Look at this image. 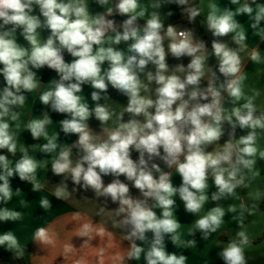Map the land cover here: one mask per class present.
I'll return each mask as SVG.
<instances>
[{"label": "clouds", "instance_id": "9594fccd", "mask_svg": "<svg viewBox=\"0 0 264 264\" xmlns=\"http://www.w3.org/2000/svg\"><path fill=\"white\" fill-rule=\"evenodd\" d=\"M173 5L189 24L204 16L210 48L191 28L166 24ZM260 44L259 0H0V222L24 219L7 206L14 197L28 206L13 180L40 193L57 177L56 200L78 193L99 201L96 214L127 242L119 264H189L185 252L201 241H214L222 264H249L264 204ZM45 69L55 74L46 83ZM34 93L38 115L37 102L25 112ZM38 204L52 208L48 196ZM181 205L195 217L186 233ZM56 235L38 227L32 242L54 245ZM105 235L113 233L91 220L76 230L81 248ZM0 247L17 259L26 251L11 230ZM74 251L64 244L65 257Z\"/></svg>", "mask_w": 264, "mask_h": 264}, {"label": "crops", "instance_id": "0c3cea01", "mask_svg": "<svg viewBox=\"0 0 264 264\" xmlns=\"http://www.w3.org/2000/svg\"><path fill=\"white\" fill-rule=\"evenodd\" d=\"M147 2V0H144ZM199 2V0H198ZM221 5L227 3V0H218ZM259 2H264V0H259ZM176 11V15L179 13V10L175 8V6H169ZM166 10V9H165ZM206 14V13H205ZM175 15V16H176ZM173 16L172 18H174ZM170 18V19H172ZM170 19H167L169 21ZM204 16H201V27L204 35L208 38L209 43L208 47L210 48L211 42V34L205 31V28L202 26V21ZM242 20H246V17L241 18ZM174 25L188 27L187 24L183 22L176 23ZM247 28L248 25L245 24ZM22 42V39H21ZM249 47H253L255 43H257V38L251 36V30L249 29ZM262 50H264V44H260ZM264 55V51L261 53ZM66 59H70V57H66ZM170 63H176L170 59ZM215 64V60L211 61V65ZM247 70L249 72L255 71V66L248 63ZM43 74H44V70ZM55 74L51 72L46 78H43V81L46 83L51 77ZM0 82H2V77H0ZM260 84L264 87V76L260 79ZM85 93H90V89L85 88ZM90 98V97H89ZM264 100V97H262ZM38 101V93L32 94V98L28 101V105L25 109L27 113L33 103ZM41 105L37 102L34 114L38 115L41 109ZM63 117L53 114L54 122L56 120L62 119ZM25 121L28 119V116H24ZM95 122H93V127H95ZM55 127V125H53ZM24 139L26 143L31 144L34 143L32 141L30 135L28 133H24ZM71 140H75V137H71ZM42 143L43 141H39ZM223 143V141H221ZM264 143V141H262ZM260 166L264 168V162L260 163ZM41 176H44V173H41ZM48 176H51L49 171ZM262 178H264V171H262ZM59 178L51 177V182L48 184L45 191L40 193H32L30 191V185L22 183L17 179L13 180V187H20L25 193L24 199L28 202L27 207H21L19 204V200L21 197H14L13 201H11L7 206L10 208H15L18 211L24 213V219L18 222H0V234H3L6 231H13L17 237L19 238L21 244L26 245V251L24 254V258L26 259L28 264H75L76 260L83 259L84 264H99L100 256L98 255L100 249H104V264H119L118 261L114 260L118 254H121L127 248V242L121 240V236L118 230L113 229L111 227L110 221L106 215L98 216L96 213L99 209V201L92 198L89 194L87 198L85 196L80 195L78 193L73 194V197L69 201H59L56 200L51 195V190L54 187V184L58 182ZM174 182L179 183V178L174 177ZM261 187H264V179H262ZM135 191V190H134ZM41 196H48L50 201L52 202V208L47 212L39 208V198ZM238 201H228L226 203ZM212 205H209V207ZM115 207V205H112ZM77 213H79V217H77ZM260 223L256 227L255 231L259 234L255 243L259 245V249L251 255L255 257V259L250 260L249 264H264V210H261ZM179 218L182 223L185 225L182 226V231L187 232V228L190 227V224L194 221L195 217L187 214H183L182 205H181V213L179 214ZM230 217H226L228 220ZM258 219V217H249V220ZM85 220H91L93 223L99 225L103 224L107 231L112 232L113 235L109 238L107 235L104 237L94 236V239L90 241V244L86 248H81L80 245L82 243V239L76 236V230ZM38 227H51V229L57 234L56 242L54 245L37 247L32 242V236L36 228ZM235 224H229L228 229L226 231H235ZM216 235V234H214ZM199 239V235L197 236ZM220 239H226L227 237L224 235L219 236ZM66 243H72L74 245L75 251L65 257L63 252V246ZM169 250L175 251V249L169 244ZM217 248L214 247V241L212 242H204L201 241L198 245L197 250L194 252L189 250L186 251L185 254L189 257V264H205V261H208L209 264H222V261L218 259L216 256ZM0 252H8L4 248L0 247ZM0 264H14L13 262L4 259L0 255ZM131 264H136V262H131Z\"/></svg>", "mask_w": 264, "mask_h": 264}, {"label": "trees", "instance_id": "16d2710c", "mask_svg": "<svg viewBox=\"0 0 264 264\" xmlns=\"http://www.w3.org/2000/svg\"><path fill=\"white\" fill-rule=\"evenodd\" d=\"M197 2H198V0H197ZM179 22H183V23L187 24L188 27L191 28L194 31V35L197 38L203 39V40H205V41H207L209 43V40L204 35L203 30H202V27H201V17H197V20H196V22L194 24H189L187 22V20L186 19H182L180 17V14L178 13L174 18H172L169 21H167L166 24L167 23L176 24V23H179ZM184 62L187 63L188 62V58H184ZM50 73H51V71L45 69L44 70V74H43V78H46ZM135 155L136 154H134V157H135ZM261 210H264V204L261 205ZM262 237H264V234H263ZM0 255L4 259L9 260V261L13 262L14 264H28L27 261H26V259L24 257L21 258V259H17V258L14 257V254L13 253H10V252H0Z\"/></svg>", "mask_w": 264, "mask_h": 264}]
</instances>
